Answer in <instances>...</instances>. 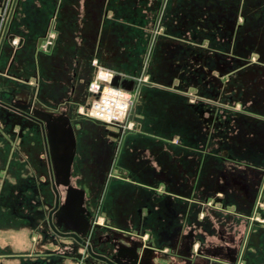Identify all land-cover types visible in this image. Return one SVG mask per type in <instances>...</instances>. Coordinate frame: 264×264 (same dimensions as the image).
<instances>
[{"label":"crops","instance_id":"obj_1","mask_svg":"<svg viewBox=\"0 0 264 264\" xmlns=\"http://www.w3.org/2000/svg\"><path fill=\"white\" fill-rule=\"evenodd\" d=\"M190 1L192 11L189 0H174L166 23L153 20L147 28L146 51L159 33L166 40L157 60L145 54L138 71L114 70L141 79L130 111L139 131L119 144L105 131L103 150L75 142L74 151L59 156L73 153L69 190L101 206L97 224L119 241L136 231L157 249L150 264H226L227 255L235 264H264V231L257 246L248 245L259 229L250 218L260 199L258 215L264 212V0ZM121 5L16 0L0 49V95L53 117L68 106L72 128V45H87L89 62L116 57L114 41L101 47L102 30ZM141 56L138 49L127 55L135 64ZM163 70L178 74L165 77ZM200 103L215 111L214 123L203 122ZM80 107L75 112L82 117ZM40 118L48 129L55 125ZM1 140L0 264H28L58 253L62 243L44 228L36 207L35 190L44 202L48 197L44 144L29 129ZM191 241L196 257L187 256Z\"/></svg>","mask_w":264,"mask_h":264},{"label":"flooded vegetation","instance_id":"obj_2","mask_svg":"<svg viewBox=\"0 0 264 264\" xmlns=\"http://www.w3.org/2000/svg\"><path fill=\"white\" fill-rule=\"evenodd\" d=\"M15 3L16 0H4L3 3L0 4V49L7 38L8 24ZM2 37L3 41L1 42ZM16 45L18 46V44ZM0 102H3L5 104L11 103L16 107H27L26 110L29 114H31L32 109H34L30 106H21L15 104L13 101L7 102L5 100V97L1 95ZM199 106L204 109L203 103L198 104L197 110L200 109ZM204 110L210 111L209 114H204V117L209 118L211 116L212 120L210 124L214 123L216 117L215 111L208 108H205ZM69 111L70 107L68 108V106H65L61 113L67 112L69 122L71 123ZM37 115L40 116V114ZM54 123L55 125L49 129V125H46V122L44 123V129L46 128L44 130L46 137L45 144L40 131L41 128L39 126H34V123H32V121H28L27 119H19V117L15 113L0 106V138L11 136L15 138L19 137L26 129H29L31 132H35L42 138L44 144L43 150L45 154V181L43 188L48 192V197L47 202H44V199L39 197V190H35L34 193L38 200V205L36 207L39 208L38 214L42 220V225L44 226V228H46V230L55 239L62 241L61 248L58 253L49 252V254L41 256L40 259L37 256H34L32 261H30V263L28 264H116V253L119 250L124 251V259L119 258L120 263L126 264L128 261L132 262V253L136 252L140 257V261L138 262V264H150L152 255H154L155 252H158L157 249L150 243H142L139 240V234L136 231L123 232L124 238L122 239V241H119L116 235H114V231L112 232V230L109 229L105 223L97 224L96 219L98 214H100L101 206H95V204L94 206L89 205L84 201V199L69 190L70 174L67 187L62 186L61 184L55 185V183H64V174L68 158L59 156V152H57L58 156L56 157V159H53L50 153L52 150L58 151V141L62 140L60 137H63V140L65 142L64 150L65 148L72 149V144L68 134V124L66 120H62L60 122L54 120ZM135 123V128L130 132L121 133L117 128L108 126H105V130L109 134L111 142L115 141L117 142V144H119L121 138L126 134L139 131V124H137V122ZM50 131L53 136L51 138V134H49ZM75 142L77 144L76 137ZM174 143H178V141H174ZM53 187L57 190L59 195L57 204ZM67 199H69V201H66ZM60 208L63 209L64 216L58 213ZM258 216L259 220H252L253 224L257 225V227L259 228L258 232L249 236L248 245L252 244L254 246H257V237L260 236V234H262L264 231V212H261ZM49 218H51V225L54 227L55 231L50 227ZM74 220L79 222V225L75 224ZM74 231L77 232V238L80 240V242H77L73 237L62 236L73 234ZM193 245L194 243L193 241H191L187 249L188 257L198 256L197 254L193 256ZM166 253V255H168L169 251H167ZM198 253L200 254V251H198ZM171 254L174 253L171 252ZM93 256H98L102 259L106 258L107 260H109V262L107 263L104 261V259L101 260ZM44 257H46L48 260H46V258ZM226 257L228 260L226 264H230V262L234 260L236 262V258L234 256L227 255Z\"/></svg>","mask_w":264,"mask_h":264},{"label":"rangeland","instance_id":"obj_3","mask_svg":"<svg viewBox=\"0 0 264 264\" xmlns=\"http://www.w3.org/2000/svg\"><path fill=\"white\" fill-rule=\"evenodd\" d=\"M122 11L114 15V19L106 21L105 27L102 30L103 33V44L101 47L107 46V41H114L112 46L116 57H101L99 64L111 70L119 71L123 69H130V71H138L141 67V60L145 54L149 57V60H157L158 54L160 53L158 47L159 43H166V40L162 38V33H159L155 37L154 41L151 42L148 51L146 47L148 46V37L147 29L151 22L154 20V23L159 27L164 25L167 21V13L169 7L174 2V0H130L125 1L121 0ZM189 6L192 11V1L189 0ZM118 18V20H117ZM167 18V19H166ZM136 26V27H135ZM157 26L155 30L157 29ZM110 44V43H109ZM137 49L142 52V56L139 59V62L135 64V61H129L127 55H134L137 53ZM87 53V45H72V54L75 58V62H78V65L75 64L73 60V67L67 70V73L70 75L73 85V107L74 112L72 111V121L73 129L75 132L76 141L78 143V148L81 147V144L87 146H95L103 150L101 137L107 138L106 127L103 123L95 121L87 117H80L75 112L77 106L86 107L92 102V97L89 96L87 91L88 83L93 79L95 75L94 69L91 68L89 59L84 55ZM140 54V52H139ZM165 66L167 65L164 63ZM143 71V70H142ZM165 70H163L164 72ZM169 71L166 70L167 73ZM174 74L177 76L178 72L170 71L165 77H169ZM124 75V74H123ZM126 76V75H124ZM126 77H130L127 75ZM140 77V76H139ZM131 79L135 81L139 78L132 76ZM137 87L133 90L134 102L137 94ZM133 108V107H132ZM63 110V107H60L58 111ZM98 139V140H97ZM1 140L0 143L3 145L5 142ZM100 142V143H99ZM64 140L58 141V152H63L64 150ZM6 145V144H5Z\"/></svg>","mask_w":264,"mask_h":264},{"label":"built area","instance_id":"obj_4","mask_svg":"<svg viewBox=\"0 0 264 264\" xmlns=\"http://www.w3.org/2000/svg\"><path fill=\"white\" fill-rule=\"evenodd\" d=\"M13 43L17 44L16 41ZM90 65L95 75L88 83L87 91L93 99L88 106L78 108V113L101 122L104 126L115 127L121 133L132 131L136 126L135 121L130 119V111L134 105L133 91L128 92L120 87L112 86L113 78L120 74L102 66L98 60H91ZM137 80L139 82L141 79ZM260 200L256 203L254 216L250 218V221L259 220L258 212L263 208Z\"/></svg>","mask_w":264,"mask_h":264},{"label":"water","instance_id":"obj_5","mask_svg":"<svg viewBox=\"0 0 264 264\" xmlns=\"http://www.w3.org/2000/svg\"><path fill=\"white\" fill-rule=\"evenodd\" d=\"M6 40H9L8 38H6ZM3 41V37H2V40L1 42ZM136 81L134 79H125V78H122L120 75H116L112 82H111V85L112 86H115V87H120L128 92H132L138 85H136ZM0 106L8 109L9 111L15 113L19 119L21 120H25L27 119L28 121H32V123H34V126H39L41 129V134H42V137L44 139V143L46 144V137H45V129H44V123L46 122L45 119L43 118H40L39 115L37 114H41V115H44L45 117H48V118H52L58 122L62 121V120H66L67 124H68V134H69V137H70V140H71V144H72V149L74 151V148H75V140H74V135H73V132H72V128L69 124V119H68V116L66 115V112H63L61 113L60 115H58L57 117H53L51 114H47V113H42L38 110H35V109H32V113L29 114L26 110L25 107H16L14 104H5L3 102H0ZM200 109H198V114L200 115V117L203 119V122L205 124H210L212 118L211 116L209 118H205L204 117V114H209L210 111L209 110H204L202 109V107L199 106ZM37 113V114H35ZM45 121V122H44ZM19 125V124H18ZM14 126V125H13ZM12 126V127H13ZM72 159H73V153L70 155V157L68 158L67 162H66V170H65V176H64V183L60 182V183H55V185H59L61 184L62 186H65L67 187L68 186V183H69V174H70V165H71V162H72ZM55 187V186H54ZM53 187V188H54ZM54 193H55V196H56V204L58 203V192L57 190L54 188ZM59 214H64V211L62 208L59 209L58 211ZM64 216V215H63ZM75 224L79 225V222L75 221ZM49 224H50V227L52 228V230L55 231L54 227L51 225V218H49ZM62 236H67V237H73L77 242H80V240L77 238V232L74 231L73 234H70V235H62ZM81 244V243H79ZM83 245V244H82ZM116 256H117V259L115 260V263L116 264H123V263H120L119 261V258L120 259H124V251L123 250H119L117 253H116ZM95 258H99L98 256H93ZM132 257H133V261L130 262L128 261L126 264H138V262L140 261V257L139 255L136 253V252H133L132 253ZM101 260L104 259L105 262H109V260H107L106 258H99ZM235 260L234 261H231L230 264H235Z\"/></svg>","mask_w":264,"mask_h":264}]
</instances>
